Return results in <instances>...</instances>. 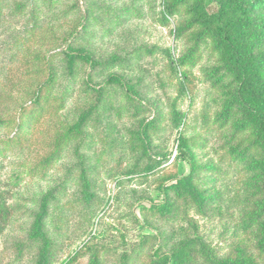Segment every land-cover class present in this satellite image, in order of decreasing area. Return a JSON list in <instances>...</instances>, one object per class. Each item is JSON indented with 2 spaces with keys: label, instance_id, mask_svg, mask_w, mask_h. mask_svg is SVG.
Listing matches in <instances>:
<instances>
[{
  "label": "rangeland",
  "instance_id": "obj_1",
  "mask_svg": "<svg viewBox=\"0 0 264 264\" xmlns=\"http://www.w3.org/2000/svg\"><path fill=\"white\" fill-rule=\"evenodd\" d=\"M169 1L0 0V190L13 208L0 264H186L185 252L207 264L205 246L264 264V234L244 218L261 201L264 104L195 1L168 16ZM231 25L264 75V9Z\"/></svg>",
  "mask_w": 264,
  "mask_h": 264
},
{
  "label": "trees",
  "instance_id": "obj_2",
  "mask_svg": "<svg viewBox=\"0 0 264 264\" xmlns=\"http://www.w3.org/2000/svg\"><path fill=\"white\" fill-rule=\"evenodd\" d=\"M186 0H172L167 5L168 16L174 15L180 8V4ZM197 5V10L201 13L199 19L209 26V30L213 33L214 41L225 48V62L231 70L242 78V82L245 87L253 88L250 90L253 95V104L258 102L264 104V75L261 73L262 59H249L244 57L239 50L240 37L235 33L231 25V18L237 13L246 12L254 13L255 11L264 9V0H208L207 6L204 5V0H194ZM211 4H216L218 9L215 13H209L207 7ZM163 25L169 26V18L163 15ZM193 27H190L192 29ZM264 34V32H263ZM259 38H263L262 33H259ZM71 59H77L76 54L69 55ZM264 59V55H263ZM70 65L74 67V63L70 60ZM253 81V82H252ZM252 82V83H251ZM222 127H230L228 123H221ZM240 126V125H239ZM252 126L254 129L255 140H260L263 152H264V112L254 111ZM242 128V127H241ZM236 133V131H235ZM179 158L184 162H189L192 165V158L189 151L185 150L184 144L179 146ZM251 169L255 171V192L256 196L261 197V201H255L251 207V210L246 213L245 219L247 227L255 233V236L260 232L264 234V161L257 163V160L251 164ZM263 175H262V173ZM191 186H195L192 183ZM11 200V193L9 191L0 190V234L9 226L13 208L9 205ZM243 218V216L241 217ZM264 243V240H263ZM195 245V244H193ZM264 246V245H263ZM209 255H203L207 264H224L225 262L213 259L212 254L208 251V247L205 246ZM260 250V249H258ZM193 258L198 257L191 252H185L180 261H184L186 264H190ZM189 260V261H188Z\"/></svg>",
  "mask_w": 264,
  "mask_h": 264
}]
</instances>
